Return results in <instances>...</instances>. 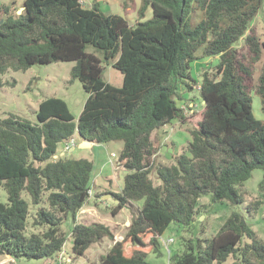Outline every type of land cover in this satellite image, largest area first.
I'll use <instances>...</instances> for the list:
<instances>
[{
  "label": "trees",
  "instance_id": "16d2710c",
  "mask_svg": "<svg viewBox=\"0 0 264 264\" xmlns=\"http://www.w3.org/2000/svg\"><path fill=\"white\" fill-rule=\"evenodd\" d=\"M261 1L140 0L133 25L122 15L101 12L99 0L89 7L81 0H23L19 13L2 7L0 74L73 61L70 78L79 79L88 95L76 120L54 96L39 102L34 123L15 114L0 117V188L6 192V201L0 200V254L53 264L66 240L61 225L70 218L76 256L109 238L114 241L97 264H157L147 257L164 255L160 236L171 222L189 225L203 195L212 202L242 203L244 182L259 168L261 198L246 207L253 216L264 203V120L254 116L250 96L254 87L264 114V65L251 82L264 49L251 27ZM148 7L151 17L141 20ZM240 39L241 57L234 47ZM88 45L101 56L87 51ZM204 56L219 61L214 73L202 74L203 107L189 129L187 149L169 165L154 164L151 134L185 117L177 86L190 77V63ZM103 63L121 72L120 86L103 79ZM75 135L122 142L118 163L128 172L121 190L112 192L117 203L111 214L132 201L141 206L120 239L103 222L77 219L90 195L93 164L57 155L58 146ZM31 206L32 225L43 230L26 234ZM167 264H264V240L233 210L213 236L188 240L182 252L169 253Z\"/></svg>",
  "mask_w": 264,
  "mask_h": 264
},
{
  "label": "rangeland",
  "instance_id": "374dc122",
  "mask_svg": "<svg viewBox=\"0 0 264 264\" xmlns=\"http://www.w3.org/2000/svg\"><path fill=\"white\" fill-rule=\"evenodd\" d=\"M83 6L89 7L92 0H81ZM23 0H0V21L4 17L5 5L10 7V13L19 9ZM140 0H99L98 8L104 14L114 13L126 18L130 25L139 20L137 8ZM152 15L151 7H148L141 20ZM251 27L255 29L260 41H264V0L251 21ZM239 56L245 54L243 39L234 44ZM89 52L101 56V53L88 45ZM218 57L204 56L190 63L189 78L179 82L177 86L176 101L182 107L184 118L173 119L161 128L154 130L151 139L157 148L156 153L150 158L154 164L173 163L174 158L187 149V143L191 140L189 129L197 125L203 107V99L199 91L202 74L206 71L214 73ZM73 61H57L52 63H37L26 70H7L0 74V117L15 114L20 118L36 122V111L38 104L46 97L54 96L62 98L71 114L76 120L81 112L88 93L84 90L79 79L70 78V67ZM264 65V49L260 59L255 62L251 82L256 83L261 68ZM103 79L112 85L120 86L122 83L121 72L112 67L110 63H103ZM190 86V87H189ZM252 112L257 119L264 120L261 111L259 96L250 90ZM79 137L74 136L73 142H63L58 146V156L67 158H87L92 161L93 168L90 179V195L86 203L78 211L77 219L83 223L93 221L103 222L114 229L113 239H120L125 232L126 226L132 214H137L141 201L130 202L117 214H111V208L116 205L112 192H119L123 186L124 175L128 172L122 164L118 163L119 152L122 148L121 141H110L107 143H95L91 146L78 143ZM69 144L72 150L65 149ZM62 153V154H60ZM114 153V156L111 155ZM150 178L155 185L160 183L155 173H150ZM262 178V170L256 168L251 176L244 182L245 198L240 204H230L227 201L212 202L209 195L198 198L197 207L199 211L194 215V220L189 225H181L171 222L160 236L163 245V256L155 257L148 255V259L157 264H167L171 252H182L186 248L188 240L204 239L213 236L229 213L233 210L239 211L246 222L255 230L257 235L264 240V203L260 204L253 216L247 212L249 201L261 198L258 192V184ZM22 196L28 200V195L23 192ZM0 200L6 201V192L0 188ZM36 208L30 207V214L27 220L26 234L41 232V226H33L32 220ZM72 221L67 218L61 225L62 231L66 234V240L61 252L57 255L53 264H97L101 254H104L112 245L114 240L104 238L92 244L87 251L80 256L72 252V237L70 235ZM164 243V244H163ZM43 258L7 257L0 254V264H44ZM46 263V262H45ZM50 264V263H46Z\"/></svg>",
  "mask_w": 264,
  "mask_h": 264
},
{
  "label": "water",
  "instance_id": "95a60500",
  "mask_svg": "<svg viewBox=\"0 0 264 264\" xmlns=\"http://www.w3.org/2000/svg\"><path fill=\"white\" fill-rule=\"evenodd\" d=\"M22 9H23L22 7L19 8V9L17 10V13H19ZM82 145H90V141L83 140V141L80 143V146H82Z\"/></svg>",
  "mask_w": 264,
  "mask_h": 264
},
{
  "label": "built area",
  "instance_id": "2783aa9c",
  "mask_svg": "<svg viewBox=\"0 0 264 264\" xmlns=\"http://www.w3.org/2000/svg\"><path fill=\"white\" fill-rule=\"evenodd\" d=\"M69 142H73V138H71ZM69 148H70V145L69 144L65 145V149L66 150L69 149ZM111 155L114 156V153H111ZM54 157H56V155H54ZM89 193H91L90 190H89Z\"/></svg>",
  "mask_w": 264,
  "mask_h": 264
},
{
  "label": "crops",
  "instance_id": "0c3cea01",
  "mask_svg": "<svg viewBox=\"0 0 264 264\" xmlns=\"http://www.w3.org/2000/svg\"><path fill=\"white\" fill-rule=\"evenodd\" d=\"M77 136V135H76ZM83 140H81L80 138H79V141H78V143H81ZM94 144V142H90V145L89 146H91V145H93ZM80 145V144H79ZM69 150H72V147L70 146V148H69ZM60 154H62V153H60ZM7 257H9V258H11L10 256H8V255H6Z\"/></svg>",
  "mask_w": 264,
  "mask_h": 264
}]
</instances>
